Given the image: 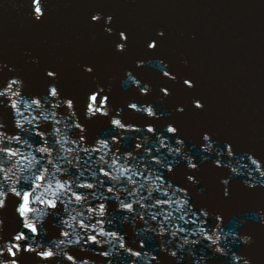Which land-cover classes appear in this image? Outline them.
I'll return each mask as SVG.
<instances>
[{"label":"water","instance_id":"1","mask_svg":"<svg viewBox=\"0 0 264 264\" xmlns=\"http://www.w3.org/2000/svg\"><path fill=\"white\" fill-rule=\"evenodd\" d=\"M11 81L12 92L0 96V135L12 138L0 144V167L12 166L9 150L19 153V167L11 179L0 176V264H264V0H0V90ZM33 156L47 174L34 162L27 167ZM114 159L145 176H134L136 185L109 179L102 169ZM158 176L163 188L141 199L160 185ZM57 180L95 187H76L88 198L71 202L68 194L57 199ZM176 189L184 192L173 196ZM165 190L190 211L162 206L171 213L165 220L150 206ZM24 193L27 215L19 211ZM101 205L102 215L92 211ZM48 250L52 257L39 255Z\"/></svg>","mask_w":264,"mask_h":264},{"label":"snow or ice","instance_id":"2","mask_svg":"<svg viewBox=\"0 0 264 264\" xmlns=\"http://www.w3.org/2000/svg\"><path fill=\"white\" fill-rule=\"evenodd\" d=\"M33 2L36 3L37 0H33ZM34 13H40V7L38 5L34 8ZM91 19L93 21H99L102 18L100 16H98V15H93L91 17ZM106 19H107L108 24H109V27L106 30L107 31H111L110 24H111V19L112 18L111 17H107ZM159 35L163 36V33H160ZM120 37H121V41L127 39V36L123 32L120 33ZM116 46H117V48L119 50H122L123 47H124V44L121 43V42H118ZM147 46L149 48H155L156 47V44H155L154 41H148ZM89 71H91V69H89ZM164 74L165 75H168L167 72H165ZM48 75L51 76V75H54V73L53 72H49ZM16 83H17V81H11V82H9L7 84V86H6V90H0V96L6 95L7 92H12L13 85L16 84ZM184 84L187 87H189V88L193 87V82L190 79H185L184 80ZM16 94H17V92H13V95H16ZM50 95H52V96H56L57 95V91H56L55 88H52L50 90ZM91 99L93 101H95L96 97L93 96V97H91ZM34 103L38 104L39 101H34ZM194 103H195V107L196 108H201L202 107V105L200 104V102L198 100L195 101ZM69 106H71V103L70 102H69ZM13 107H16V105L13 104ZM133 107H135V105H133ZM92 110L94 112L95 111H100V108L99 107H93ZM179 110L180 111H183V109H179ZM143 111L148 112L150 115L152 114V111H151L150 108H145V109H143ZM45 119H47V117H45ZM113 123H115L117 126H119L121 128L124 127V125L121 124V122L119 120H114ZM77 127H78V125H77ZM55 131L58 133L59 132V129H56ZM148 131H153V130L152 129H148ZM167 131L168 132H171V133H175L176 132V129L173 128V127H169L167 129ZM11 139L12 138H10V137H6V136H3V135H0V144H3L5 140H11ZM204 140H205L206 143H210L211 142L210 141V137H208L207 135L204 136ZM16 142L17 143L20 142L19 137L16 138ZM24 143H27V141H24ZM73 143H75V141H73ZM102 147L106 148L107 147V144H104ZM5 151H6V148L3 147V146H0V154H3ZM37 151H39L41 153L49 154L48 147H41ZM85 151H88V150L85 149ZM226 151H227V153H228L229 156L232 155V151H231V146L230 145L227 146ZM18 154L19 153H17L16 151H11V150L8 151V161L12 162V166L9 167L7 170H5L4 168L0 167V176H4V177H6L8 179H11V176H9V174L11 173L13 176L15 175V173H14L13 170L15 168L19 167V161H15L14 158ZM101 159L103 160V157H101ZM0 162H3L2 161V158H0ZM33 162L37 166V171H42L45 174H47L49 172V169L48 168L39 169L38 166L40 165V160H37L34 156L29 161L27 167L28 168H32L33 167ZM48 163L49 164H52V163H54V161L53 160H49ZM115 163L116 162H115V159H114L113 163L108 165V169L109 170H103L102 169L104 176L109 177V179H111V180L120 181L121 183H123L124 181H127L129 184L136 185L138 183V181L136 179H134V176H136V175H140L142 177L145 176V174L143 172H134L132 169H129L127 167H124L123 165H121L119 168H117L115 166ZM216 164H217V166H221V161L220 160H217L216 161ZM251 164L255 166V170L256 171H260V165H259V162L257 160L252 159L251 160ZM189 167L195 168L196 167V164L195 163H192L191 161H189ZM168 169L171 170V165H168ZM20 171L23 172L24 171V168L21 167L20 168ZM232 171L235 172L236 169H232ZM56 172H60V168L59 167L56 168ZM113 172H116L117 174L116 175H113L112 174ZM82 175H83V173H79L78 174V177L79 176H82ZM33 176L34 177L36 176V173L35 172L33 173ZM261 176H264V172H261ZM36 178H38L39 180H45V179L51 180L52 179V176H49V175H40V176H38ZM25 179H29V178L28 177H25ZM145 179H151V177L148 176V177H145ZM188 179L190 181H194L195 177L194 176H189ZM156 180L161 181L160 185L158 187H156L155 189H150L149 190L148 197H141V199H149L150 200L152 198V192L153 191L160 192V189L163 188L164 183H166V182L163 181L162 176L156 177ZM224 183L227 184V181H225ZM2 184H3V181H0V186H2ZM74 185H75V187H74ZM48 187L49 188L52 187L51 183H49ZM55 187H56V192L59 193V196H57V199H59L61 196L65 195V194H68L69 195V200L71 202H81V203H83V202L87 201V198L88 197L83 192L78 193L76 191V187L85 188V189H92V188L95 187V185H93L91 183H88V184L80 183V184L77 185L75 180H69L68 182H60L59 180H57ZM144 187H145V185L144 184H141L140 185V188L136 189L135 191L138 193ZM10 190L11 191H14L17 196H20L21 195V193L19 191H16L15 188H12ZM108 190L109 191H112V188H109ZM125 190L128 191L130 194H132V191H133L132 189H125ZM176 192L183 193L184 190L183 189H176L173 192L172 195L175 196L176 195ZM225 194H227V192ZM5 195H6V192L3 191V190H0V207H2L3 204H4L3 197ZM29 195H30L29 193H24L23 194L24 204L19 209L21 215H27V213H29L31 211V209L28 207ZM54 195H56V193H54ZM47 203L52 208H55L56 207V202L54 200H48ZM135 203L140 204L141 201L140 200H136ZM173 204L179 205L178 207H176L174 209L177 212L190 211V208L187 207L188 201L186 199L183 201V203H181L178 199L177 200H173L171 197L168 196V193H167L166 190L163 191L159 196H157L155 202L152 205H150V206L151 207H158V206H160V207H158V211H159V213L161 215L164 216V219L167 220V219L170 218L171 213H168L167 215H165L164 214V209H163L162 206L167 205L168 207H171ZM121 207L124 208V209H127L130 212L135 211V209L133 208V203L132 202L125 203V202L121 201ZM92 211L97 212V214H99V215H102L103 212H104V208L101 205L97 209H92ZM81 215H83V213H81ZM192 215H193V217H195L196 216V213L193 212ZM201 215L206 216L207 213H201ZM156 218H157V216L154 213L152 215V219H156ZM71 219H72L73 222H75L76 217H72ZM179 219L183 220L184 219V216L181 215L179 217ZM185 223H195V220H191V221H187L186 220ZM68 226L71 227L72 225L69 224ZM25 227L28 228V229H30L31 232H36L37 231V228L34 226L33 223H26L25 224ZM81 227L87 229L88 226L87 225H84V224H81ZM92 227H93V229H95L96 228V225H92ZM180 231L187 232V229L181 228ZM100 234L101 235H105V233H104V231L102 229L100 230ZM172 234L173 235H176L175 232H173ZM201 234L204 235L205 237H207L209 240H212L213 243H216V240L213 237L208 236L207 232H202ZM65 235H69V233L65 232ZM111 235L115 236L114 233L111 234ZM16 239L17 240H24V236L21 234V235L17 236ZM89 239H91L93 242H96V237L95 236H90ZM69 242H72V241H69ZM185 242H187V237H185ZM195 242L196 241H193V243H195ZM59 243L60 244H63V243H65V241L61 240ZM19 247H20L19 245H15L14 244L12 247L7 248V251L10 253L11 256H15L16 255V252L13 251V248H17L18 249ZM57 247H59V245H57ZM25 250L26 251H34V249H28L27 247L25 248ZM39 255H42L45 258H48V257H52L54 255V253L51 250H48V251H42V252H40ZM173 255H175V253H173ZM68 259L71 260L72 257H68ZM13 264H15V261H13Z\"/></svg>","mask_w":264,"mask_h":264}]
</instances>
